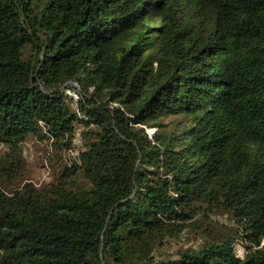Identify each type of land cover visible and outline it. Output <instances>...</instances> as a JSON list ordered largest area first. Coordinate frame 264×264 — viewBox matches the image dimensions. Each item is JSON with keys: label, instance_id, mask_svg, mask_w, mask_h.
Instances as JSON below:
<instances>
[{"label": "trees", "instance_id": "trees-1", "mask_svg": "<svg viewBox=\"0 0 264 264\" xmlns=\"http://www.w3.org/2000/svg\"><path fill=\"white\" fill-rule=\"evenodd\" d=\"M0 264H264V0H0Z\"/></svg>", "mask_w": 264, "mask_h": 264}, {"label": "rangeland", "instance_id": "rangeland-1", "mask_svg": "<svg viewBox=\"0 0 264 264\" xmlns=\"http://www.w3.org/2000/svg\"><path fill=\"white\" fill-rule=\"evenodd\" d=\"M72 87H73L72 83H69L66 87L61 88V90L62 91L64 90V92L67 93V90H71ZM74 101H76V99L73 98V102ZM172 119H173L172 117L171 118H165L164 122L169 123V122H171ZM155 130H156V128L148 129L150 134H153L155 132ZM75 143L77 144L76 148L79 150V148H80L79 146H81L80 138H77ZM25 145H26V148L34 147L33 141H29ZM40 145L45 147L46 146V142H41ZM34 151H38V150L35 149ZM28 152L26 151V154H28ZM36 170H38V169H36ZM35 176H36V178H39V176L40 177L44 176L43 169H41V171H36L35 172ZM210 217L213 220V222H212L213 226H219L221 223L230 224L229 223L230 221L228 220V214L214 213V214H211ZM216 222H218V223H216ZM195 236L196 235L194 233L185 234L184 237L181 240L175 242L174 248H179V247H182V246H195V247L198 246V242L195 240ZM236 252L241 257H243L245 255L246 251H245V248L243 247V245L241 243H237L236 244Z\"/></svg>", "mask_w": 264, "mask_h": 264}, {"label": "built area", "instance_id": "built-area-1", "mask_svg": "<svg viewBox=\"0 0 264 264\" xmlns=\"http://www.w3.org/2000/svg\"><path fill=\"white\" fill-rule=\"evenodd\" d=\"M73 87L71 90H67L68 95H70L71 97H73L74 99H76V101L79 99L80 97V93H79V85L76 82L72 83ZM70 154L72 156H76L78 154V149H73Z\"/></svg>", "mask_w": 264, "mask_h": 264}]
</instances>
